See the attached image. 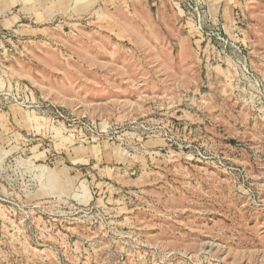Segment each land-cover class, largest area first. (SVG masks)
<instances>
[{"label":"rangeland","instance_id":"rangeland-1","mask_svg":"<svg viewBox=\"0 0 264 264\" xmlns=\"http://www.w3.org/2000/svg\"><path fill=\"white\" fill-rule=\"evenodd\" d=\"M0 264H264V0H0Z\"/></svg>","mask_w":264,"mask_h":264}]
</instances>
